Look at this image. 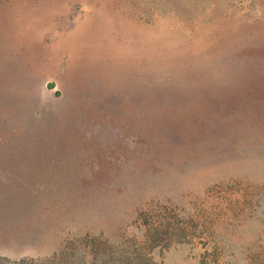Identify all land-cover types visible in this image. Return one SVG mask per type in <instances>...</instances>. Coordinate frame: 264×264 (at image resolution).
Listing matches in <instances>:
<instances>
[{
	"label": "rangeland",
	"instance_id": "1",
	"mask_svg": "<svg viewBox=\"0 0 264 264\" xmlns=\"http://www.w3.org/2000/svg\"><path fill=\"white\" fill-rule=\"evenodd\" d=\"M0 264H264V0H0Z\"/></svg>",
	"mask_w": 264,
	"mask_h": 264
}]
</instances>
